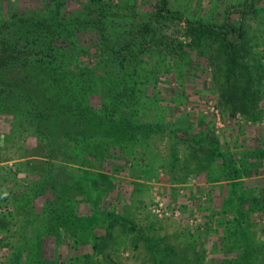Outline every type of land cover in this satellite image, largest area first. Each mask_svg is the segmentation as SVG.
Returning <instances> with one entry per match:
<instances>
[{"label": "trees", "instance_id": "obj_1", "mask_svg": "<svg viewBox=\"0 0 264 264\" xmlns=\"http://www.w3.org/2000/svg\"><path fill=\"white\" fill-rule=\"evenodd\" d=\"M241 4L242 8L225 12L220 23H212L188 16L171 0H0V117L24 120L47 145L41 154L47 158L43 172L36 180L23 182L15 193L9 191L16 202L0 212V229L24 227L18 232L23 238L11 243L12 252L4 264H59L57 258L42 254L43 234L56 237L64 228L66 236H71L68 221L83 220L74 203L83 202L88 212L93 211L96 199L103 203L100 192L106 196L112 187L110 176L100 171L90 175L84 167L94 159L101 165L109 154L118 158L116 152H132L138 145L146 151L145 142H138L159 129L156 120L148 117L152 96L145 91L158 74L153 55L163 65L167 54L184 59L185 46L208 49L213 67L209 85L220 114L234 117L238 113L250 121L262 115L264 53L251 49L250 40H257L248 35L243 22L259 5L258 0ZM171 22L177 25L167 31ZM180 69L178 65L177 71ZM208 122L200 114L184 128L174 125L169 129L173 136L182 129L180 139L194 152L187 154L194 169L187 170L184 159L179 179L188 171L199 174L202 170L214 180L220 176L230 179L225 198L230 211H224L227 235L217 241L233 255H224L212 264H264V241L254 240L251 223L244 225L248 209L264 213V187L246 195L237 192L243 186L239 177L258 172L264 150L225 153ZM55 143L63 154L56 162L48 145ZM175 155L172 150L168 163L178 174ZM235 157L241 167L234 164ZM208 159L220 160L214 163L220 166L217 174L210 170L217 167L209 166ZM31 162L32 158L25 161ZM73 163L84 166L80 174L73 172ZM13 173L0 167V181L13 183ZM44 189L52 198L35 211L31 198ZM91 191L94 198H90ZM99 211L107 216L106 233L92 234L90 241L92 248L102 252L109 226L125 219L120 213ZM81 255L82 264H99L86 253ZM204 255L192 250V264H202ZM157 262L164 264L161 258Z\"/></svg>", "mask_w": 264, "mask_h": 264}, {"label": "rangeland", "instance_id": "obj_2", "mask_svg": "<svg viewBox=\"0 0 264 264\" xmlns=\"http://www.w3.org/2000/svg\"><path fill=\"white\" fill-rule=\"evenodd\" d=\"M171 1L174 7L182 9L188 16L212 23H220L225 12L230 9L243 7V0ZM258 5L256 12L250 13L249 17L246 15L243 22L248 27V35L257 40V43L250 40L251 49L264 53V1L258 0ZM176 25L168 23L166 30L172 31ZM185 47L188 53L184 59L167 54L163 65L157 61L160 57L153 55L158 74L154 80L147 79L151 83L145 91L152 96V109L148 111V117L156 120L159 129L138 142H145L146 151L138 145L132 152H116L118 158L113 153L109 154L101 165H96L95 159L87 167L72 164L73 172L78 174L80 168L84 167L90 175L92 171H100L110 176L112 187L106 196L100 192L98 196H104L103 203L100 204L96 199L92 204L93 211L88 212L83 202L74 203L83 214V220L73 218L68 221L71 236H66L64 228L59 230L58 235L61 237H55L52 233L43 234L40 247L44 257L57 258L59 264H82L83 253L99 264H159L157 261L160 258L164 264H192L190 255L195 250L198 253L205 252L202 264H212L224 255H233V251L221 248L217 241L227 235L225 225L228 224L224 211L229 207L225 198L230 179L220 176L219 180H214L209 174L205 175L203 170L199 174L188 171L179 179L183 173L181 161L186 159L187 170L195 167L187 159V154L193 149L180 139L182 129H177V138V134L173 136L169 128L174 125V128H184L189 121H195L203 114L217 135L218 145L223 152L235 154L257 148L264 150V90L261 88L260 104L263 109L258 119L250 121L238 113L234 117L222 116L214 103L209 85V74L213 69L208 59L209 50L201 48V52ZM154 48L151 47L153 52ZM178 65L181 66L180 73L177 71ZM48 145L56 155L51 158L52 161L63 157L58 144ZM46 150L47 145L36 137L33 127L27 122L17 118L10 121L9 115L0 117V167L14 172L13 183L0 181V212L10 209L16 202L9 191L15 193L23 182L36 180L43 172L47 158L41 154ZM172 150L178 158L175 162L179 166L178 174H175V166L171 167L168 163ZM141 153L145 154L141 157ZM31 158V164L25 163ZM238 159L235 157L233 162L241 167L242 163H238ZM206 161L209 166L217 167L209 168L216 170L213 173L217 174L220 166L214 163H220V160ZM239 179L243 181V186L237 187V192L246 195L260 191L264 187V159L258 172H251ZM91 194L90 198H94V191ZM51 198L52 193L44 189L32 196L31 204L38 211L39 206ZM100 209L120 213L125 220L113 221L108 228L109 237L105 248L97 252L91 246L90 236L104 231L106 233L107 216ZM84 212L89 214L84 216ZM257 212L248 209L244 225L249 226L251 223L254 240L261 242L264 241V213ZM23 229L16 225H10L7 231L0 229V264L8 261V255L12 252L10 245L14 240L23 238L18 233ZM41 230L45 232L46 229L43 226ZM24 234L28 239V233ZM28 240L30 242V238ZM106 251L109 252L108 256L103 253ZM155 254H160V258H156Z\"/></svg>", "mask_w": 264, "mask_h": 264}]
</instances>
